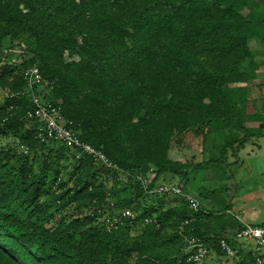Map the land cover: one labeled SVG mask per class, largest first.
Segmentation results:
<instances>
[{
  "label": "trees",
  "instance_id": "1",
  "mask_svg": "<svg viewBox=\"0 0 264 264\" xmlns=\"http://www.w3.org/2000/svg\"><path fill=\"white\" fill-rule=\"evenodd\" d=\"M6 45L24 51L0 56V264H193L191 235L209 249L205 264L253 259L229 206L194 211L185 196L152 190L191 194L192 172L225 161L172 158L190 132L204 140L218 120L244 130L223 151L264 135L244 126H264V99L248 97L264 87V0H0ZM33 65L48 81L36 87L43 101L118 168L37 137L24 79ZM124 208L135 219L108 230Z\"/></svg>",
  "mask_w": 264,
  "mask_h": 264
},
{
  "label": "rangeland",
  "instance_id": "2",
  "mask_svg": "<svg viewBox=\"0 0 264 264\" xmlns=\"http://www.w3.org/2000/svg\"><path fill=\"white\" fill-rule=\"evenodd\" d=\"M249 88L250 99H264V87L251 85ZM4 93L0 89V102ZM249 109L252 110L253 107L249 105ZM228 122L213 121L210 134L204 135L205 141L201 134L188 133L182 143L173 144L170 156L180 160L194 156L198 161L223 156L225 161L209 162L204 168L190 174L194 178L191 194L207 209L219 211L229 206L230 210L240 214L247 223L264 222V135L250 138L243 147H239L236 141L233 147L227 146L226 151H223L227 142L235 138L238 140L245 134L242 129L230 132L231 126L225 124ZM244 126H260L264 132V126L257 120L246 121ZM218 258L211 253L208 260L217 263ZM219 263L232 264L233 261L222 258Z\"/></svg>",
  "mask_w": 264,
  "mask_h": 264
},
{
  "label": "built area",
  "instance_id": "3",
  "mask_svg": "<svg viewBox=\"0 0 264 264\" xmlns=\"http://www.w3.org/2000/svg\"><path fill=\"white\" fill-rule=\"evenodd\" d=\"M24 50L22 48H3L0 49V56L6 53L20 54ZM24 79L26 81V88L30 92V97L33 103V108L29 112V116L36 118L39 122L37 137L42 141L56 140L64 143L67 146L74 147L78 150L77 157L86 154L93 158L95 162L102 163L107 167L118 168L116 164H113L105 153L92 145L82 142L74 133V131L67 127L66 121L61 113L60 106L43 101L41 95L36 92V87L48 85V81L43 77L39 68L36 65L28 67L24 72ZM147 186L148 180L138 177ZM152 191L158 193H171L176 195H183L189 202L190 207L194 211H198L200 208L199 200L192 194L184 195L182 189L179 186L172 184H160ZM113 205V204H112ZM130 217L135 219V214L132 210L124 208L118 210L112 216L105 219V227L108 230L116 228L120 224L123 218ZM235 217L241 222L242 226L235 233V237L239 239H251L255 242V249L252 252L253 259L246 264H264V223L261 225L247 223L242 219L240 215ZM188 250L190 255L188 261L193 264H203L205 258L209 253L208 247L196 236H188ZM222 251L227 255L234 257L236 252L231 245L222 239L219 243Z\"/></svg>",
  "mask_w": 264,
  "mask_h": 264
},
{
  "label": "crops",
  "instance_id": "4",
  "mask_svg": "<svg viewBox=\"0 0 264 264\" xmlns=\"http://www.w3.org/2000/svg\"><path fill=\"white\" fill-rule=\"evenodd\" d=\"M260 223H262V222H260ZM256 224H258V223H256Z\"/></svg>",
  "mask_w": 264,
  "mask_h": 264
}]
</instances>
